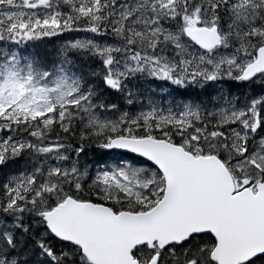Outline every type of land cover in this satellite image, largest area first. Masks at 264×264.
Returning <instances> with one entry per match:
<instances>
[{"label": "snow or ice", "instance_id": "6c2138e0", "mask_svg": "<svg viewBox=\"0 0 264 264\" xmlns=\"http://www.w3.org/2000/svg\"><path fill=\"white\" fill-rule=\"evenodd\" d=\"M0 264H264V0H0Z\"/></svg>", "mask_w": 264, "mask_h": 264}]
</instances>
